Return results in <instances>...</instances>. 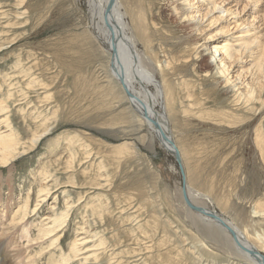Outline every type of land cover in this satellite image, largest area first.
I'll return each mask as SVG.
<instances>
[{
  "label": "rangeland",
  "instance_id": "rangeland-1",
  "mask_svg": "<svg viewBox=\"0 0 264 264\" xmlns=\"http://www.w3.org/2000/svg\"><path fill=\"white\" fill-rule=\"evenodd\" d=\"M142 10L146 28L133 34L143 64H160L156 77L166 91L179 85L184 97L189 88L212 114L204 125L187 124L167 104L187 181L264 254V219L253 213L264 211L255 144L256 128L264 132V77L255 67L264 54V0H152ZM85 11L84 0H0V102L20 134L11 164L0 167V244L14 256L6 264L62 257L66 264H251L186 210L175 158L139 129ZM252 88L262 91L255 114L242 105ZM221 113L229 119L214 116ZM235 124L244 129L232 132ZM26 200L28 216L12 222ZM62 212H69L65 224L36 240Z\"/></svg>",
  "mask_w": 264,
  "mask_h": 264
},
{
  "label": "bare ground",
  "instance_id": "bare-ground-1",
  "mask_svg": "<svg viewBox=\"0 0 264 264\" xmlns=\"http://www.w3.org/2000/svg\"><path fill=\"white\" fill-rule=\"evenodd\" d=\"M84 1H85L86 11L84 12V14L83 13L82 14L84 15L87 29L91 33L93 40L97 44H99L106 53L110 54V61H109L110 77L111 79L114 78L113 80L120 86L124 95L126 96L125 88L123 87V84L120 83L119 81L120 78L122 77L124 78V84L126 88L132 94L130 98L127 96L126 97L124 96V97L128 101L130 112L134 115V117L137 120L136 122H138V125L140 126L139 129L141 131L143 130L149 131V133L152 134L153 138L158 142L159 146L168 155L173 156L175 158V150L172 149L163 138V135L165 134L167 138L171 139L175 143L176 149L179 151V147L173 137V132L170 129L171 120H169V117H168L169 113H168L167 104L168 103L171 104L173 110L175 111L176 119L181 118L182 117L181 115L183 114L184 115L183 118L185 122H187V124L192 119H194L196 121H199L201 125H204V123H206L204 121L206 119H211L212 114L203 108L206 103H203L201 100L193 99V96L191 95L189 88L186 89L187 92L185 93L186 96L184 97L180 96V94L178 93V91L180 90L179 85L177 89L174 88L173 86L171 87L169 86V89L167 88L168 91H166V86L168 84L165 85V82L162 83L158 81L156 77L157 69L158 70L161 69L162 66L159 64L157 65V67H152L151 65V69L147 68L143 64V57L137 53L136 40L138 41V39L137 37L134 36L133 30L138 29L141 31L142 29L146 28V24L144 20L145 16L141 14V11H143L142 9L144 8V6H146V4L147 5L150 4L152 0H129L130 3L133 5L132 9L134 8L133 9L134 11H129V10L123 11L122 7L125 6L124 3L122 4V0H116L115 5L113 9L111 10V13L108 16V18L106 17V10L108 7L109 0H84ZM78 2H80V0H78ZM136 14H138V16H136ZM127 19H129L130 22H128ZM110 25L113 29V33L111 31V28L109 27ZM112 35H114L115 42H116V47H115L116 55H114L112 51L113 49L112 48V40H113ZM247 46L249 47V44ZM230 48L231 47L226 44L222 47L223 51L226 52L227 54H229ZM233 54L231 55L229 54L230 59L233 58ZM111 67H112V71H111ZM166 67H168V65ZM255 67H257L256 69L257 72L260 75L262 74V77H264V54L262 55L261 59L257 61ZM222 73L225 74L226 72L222 71ZM170 93L173 96L171 97V101H170V96H169ZM261 94H262V91H260V94H259L256 91V89L252 88L251 92H248V94L246 95L245 102L244 103L241 102L242 97H239V101H237V103H240V102L243 103L242 105L243 107H245L244 109L250 111L252 114H255V112H253V111H257L254 108L256 105L255 103L261 100L260 98ZM178 104L180 108L177 106ZM262 104L264 106V100L262 101ZM160 106H162V110L160 109L161 108ZM250 106L252 107L250 108ZM177 108H179L180 111L177 110ZM7 111H8V107L6 108L4 106V102L1 101L0 102V117H1L0 127L1 126L5 127L7 130L0 132V167L8 166L9 164H11L12 160L15 157L14 152L18 151V145L20 143L19 141L20 134L17 131H15L14 128L12 127L10 116L9 115L6 116L8 114ZM161 111H162V114H161ZM220 115L224 116L223 122L229 119L228 117L225 116V113L214 114V116L218 118ZM252 116L256 118L255 115H252ZM240 119H241L240 117H237V116L235 117L236 121ZM218 121H217V124L222 123L220 120ZM252 122H256V119L253 120ZM243 124L239 126H236L238 124H235V128L234 130H232V132H235V133L240 132L239 130L244 129V128H240V129L238 128L243 126ZM250 124L247 126L249 127ZM186 125L183 130L186 136H189L191 129L190 127ZM248 142L249 140L246 142V144ZM69 143H70V146L75 145L74 141L69 140ZM255 144H256L257 150L259 151L261 160L264 163V132H263L261 125H259L255 130ZM246 151L250 152L251 149L246 148ZM23 154H25V152ZM180 157L182 160V165L184 167L185 164H183L184 161L181 156V153H180ZM217 157L215 156V158ZM185 174H186V171H185ZM186 179H187V175H186ZM186 189H187L188 199L193 205L204 209L206 212H210V213L215 212L225 221V223L229 227H231L232 229L236 231L238 238L242 245H244L247 248H254L259 254H261V256H264V254L261 253L259 249H257V247L249 239V237H247V235L243 233L242 230L236 224H234V222L223 217L221 214H218L216 210L211 209L210 202L205 196V194H202L198 192L197 190H194L188 181L186 183ZM40 192L45 195L49 191L47 187H43L42 191ZM180 194H181L182 203L184 204L186 210L190 213V215L193 218L202 220L214 226L220 233H222L226 238L229 239L234 250H236L239 253L238 255L243 257L249 263L251 264H262L263 263V261L260 258L259 259L253 258L245 250L240 248L237 245V243L232 239L228 231L225 228H223L218 222L214 221L213 219H211L210 217L206 215L191 211L186 205L185 199L183 197L182 189L180 190ZM44 200L45 198L41 199L42 202H44ZM29 203H30V200H26L24 202V205H21L19 207V210L15 214V218L13 216L12 222H16L17 221L16 218L19 217L20 215H23L22 220H25L30 210ZM35 211L36 209L34 210V212ZM68 213L69 212H62V214H57V215L55 214V216L52 219L53 227H49V228L40 227L39 237L37 236L36 240L47 238L50 235H52L54 232L58 231L67 221ZM253 213H254V218L264 219L263 218L264 211L255 210ZM4 233L5 232H3V234ZM21 235L22 236L24 235L23 237L29 238L28 233L24 229ZM28 240L31 241L30 238ZM59 240H60V237L52 241L54 243H57ZM2 246L0 247V264H6V262L8 260H12L13 259L12 257L14 256H12L8 251L4 252L5 248H3ZM71 251H72L71 252L72 256H78L77 255V253L79 252L78 240L73 242L71 246ZM64 260L65 258L62 257L61 260L57 264L68 263L67 260L66 261ZM48 264H52V262H49Z\"/></svg>",
  "mask_w": 264,
  "mask_h": 264
},
{
  "label": "water",
  "instance_id": "water-1",
  "mask_svg": "<svg viewBox=\"0 0 264 264\" xmlns=\"http://www.w3.org/2000/svg\"><path fill=\"white\" fill-rule=\"evenodd\" d=\"M115 1L116 0H109V3H108V7H107V10H106V17L108 18V16L110 15L111 13V10L113 9L114 5H115ZM111 28V31L113 33V29L111 27V25L109 26ZM113 37V40H112V51L114 53V55H116L115 51H116V42H115V38H114V35H112ZM120 83L123 84V87L125 88V93H126V96L127 97H131L132 94L130 93V91L126 88L125 84H124V78H120ZM163 138L164 140L166 141V143L172 148L175 150V159L178 163V166H179V170H180V174H181V177H182V192H183V197L185 199V202H186V205L187 207L195 212V213H200V214H203V215H206L208 217H210L211 219H213L214 221L218 222L223 228H225L228 233L230 234V236L232 237V239L237 243V245L242 248L243 250H245L249 255H251L253 258L255 259H261L263 261L262 264H264V256H261V254H259L254 248H247L245 247L244 245L241 244L239 238H238V235L236 233V231L234 229H232L231 227H229L225 221L219 216L217 215L215 212L214 213H210V212H206L204 209L200 208V207H197L195 205H193L190 200L188 199V194H187V189H186V183H187V179H186V174H185V171H184V167L182 165V160H181V157H180V153L179 151L176 149V146H175V143L166 137V135L164 134L163 135Z\"/></svg>",
  "mask_w": 264,
  "mask_h": 264
}]
</instances>
